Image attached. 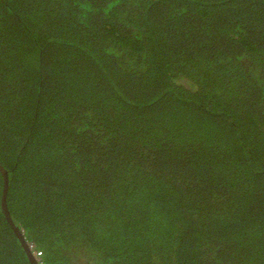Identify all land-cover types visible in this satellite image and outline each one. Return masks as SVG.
I'll list each match as a JSON object with an SVG mask.
<instances>
[{"label": "trees", "instance_id": "trees-1", "mask_svg": "<svg viewBox=\"0 0 264 264\" xmlns=\"http://www.w3.org/2000/svg\"><path fill=\"white\" fill-rule=\"evenodd\" d=\"M0 165L37 264H264V0H0Z\"/></svg>", "mask_w": 264, "mask_h": 264}, {"label": "water", "instance_id": "water-1", "mask_svg": "<svg viewBox=\"0 0 264 264\" xmlns=\"http://www.w3.org/2000/svg\"><path fill=\"white\" fill-rule=\"evenodd\" d=\"M0 170L2 171L3 175H4V180H5V183H4V189H3V193H2V209L3 211L5 212L6 214V217L8 218L9 222L12 224L15 232L19 235L20 239L22 240V242L24 243V246L27 248V251L30 255V259H31V262L32 264H37L36 263V260L33 258V256L30 254L29 252V248L28 246L26 245V243L24 242L23 240V237L22 235L20 234L18 228L12 223V220L10 219L9 215H8V211L6 210V205H5V196H6V190H7V177H6V171L5 169L0 165Z\"/></svg>", "mask_w": 264, "mask_h": 264}]
</instances>
